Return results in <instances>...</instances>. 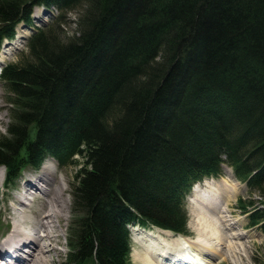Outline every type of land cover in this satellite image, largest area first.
Wrapping results in <instances>:
<instances>
[{
	"label": "trees",
	"instance_id": "1",
	"mask_svg": "<svg viewBox=\"0 0 264 264\" xmlns=\"http://www.w3.org/2000/svg\"><path fill=\"white\" fill-rule=\"evenodd\" d=\"M37 4L60 14L3 70L0 164L82 157L66 264H131L129 223L186 233L192 183L223 163L264 205V0H0V47Z\"/></svg>",
	"mask_w": 264,
	"mask_h": 264
},
{
	"label": "rangeland",
	"instance_id": "2",
	"mask_svg": "<svg viewBox=\"0 0 264 264\" xmlns=\"http://www.w3.org/2000/svg\"><path fill=\"white\" fill-rule=\"evenodd\" d=\"M82 10L83 7L78 6L76 9L67 13V23L64 26V36L66 38L79 34L78 21L80 19ZM57 13V9H53L50 13V16L48 17V15L43 12V9H37L35 12L37 16L36 19L40 25H42L43 22H46L43 21L45 18H48V20L51 21L52 16H55ZM30 30V28L20 26L17 37L12 41L6 42L0 55V58L3 60L2 65H5L9 61L17 60L18 53L25 48V36L30 34ZM0 83L4 104L1 108L4 120L0 124V137H2L3 135L7 134V127L11 121V116L10 104L8 102L10 96L9 91L7 90L6 85L2 80H0ZM76 160L77 162H74V164L70 163L66 166H61L57 160L51 159V161H49V164H53V166L57 167L56 180L54 182L56 188L54 187V189L58 191L60 190V188L62 189L60 190V192H63V196L66 201L64 204L67 203L66 209L63 210V216L56 220L57 225L60 229V234L54 241L55 249L51 251L52 253L50 257L52 258V264H64L65 255L68 248V228L72 223V220L74 218L73 212L75 211L72 194L73 183L75 182V174L77 172V169L79 168L78 163L82 162V157L80 155H77ZM39 169H37V171ZM2 171L3 173L1 174V177L5 175L4 166H2L1 172ZM225 179L228 180L231 185L236 186H234V188L236 189V191H234V194H236H233L234 197L232 196L231 200L229 201H225L226 199L224 197L222 200H214L219 204V207L217 210H211L205 203H203L202 200L203 198H206L205 196L208 197V195H210V192H222L224 190L222 183ZM16 182L18 181H15V183ZM198 184L196 185H198L199 189L197 191H191L187 199V210L189 213L188 226L192 237L186 235L185 236L194 241H197L199 239H206L213 248H217L222 254V258L220 257V259L219 256H213L217 259V264H264V234L259 226H251L249 224L248 214L243 212L242 208H240L238 205V199L240 196L245 199L255 198L257 200L256 204H258L259 197L256 194L251 195L247 185L244 182L236 179L233 169L229 165L223 166V174L221 176L207 177L205 178V180ZM2 185L3 183L0 184V190L2 188ZM10 194L7 195V199L6 196H3L2 192L0 193V230H10L13 227L14 221H18L26 227H31L33 215L31 210L35 208H38V210L40 211L44 210V202L41 203V201L38 200L39 196H37L38 198H36L34 204H30V206H26V204H22L18 200L19 203L17 204H19V206H17L18 208L16 207L17 210L22 211V209H29L27 217H22L20 215H17L13 211V206L17 205L14 203L17 201L14 197H16V194H18V190L12 189ZM199 201L201 202L199 203ZM9 207L12 208V211L8 209ZM208 221L211 222L213 227L206 229L205 223H209ZM133 226H131V230ZM37 229L38 231H40V235L45 234V232L43 230L41 231L38 226H32L31 228L33 232H35ZM152 229L158 230L159 228ZM220 234L225 235L224 240L219 241ZM173 235H167L166 237L169 239ZM11 236H13V234ZM7 242H10L9 239H7ZM25 242L28 244L27 240H25ZM42 243L49 245V240L44 238L42 240ZM27 244L20 247L21 249H23L21 251L22 253L26 249ZM138 249H141L140 243L133 241V250L131 253L132 264H142V262L136 259L134 255L135 251ZM208 255L212 256L210 254ZM24 256L26 257L25 259H27L28 254H25Z\"/></svg>",
	"mask_w": 264,
	"mask_h": 264
},
{
	"label": "bare ground",
	"instance_id": "3",
	"mask_svg": "<svg viewBox=\"0 0 264 264\" xmlns=\"http://www.w3.org/2000/svg\"><path fill=\"white\" fill-rule=\"evenodd\" d=\"M2 63L3 60L0 58V65H2ZM3 105H4L3 97L0 87V124L4 120V116L1 111ZM1 173H3V171L1 172L0 170V184L3 183L0 192L3 191V188L5 187L4 181L1 180L2 178ZM56 173H57V167L53 166V164H46L42 166L38 171L37 169L32 168L29 171L28 176L26 175L24 177L25 183L23 185L21 184V186L25 189L24 192L21 193V196L24 198V200H22L18 196L14 197L17 200L16 202H14L15 204L19 203L18 202L19 200L22 204H26V206H30V204H34V201L36 200V198H38L37 196H39L38 200H40L41 203L44 202V210L40 211L38 210V208L31 210L33 213L32 222H31L32 226H38L41 231L43 230L45 232L44 235H40L39 234L40 231H38V229L35 232H33L31 230L32 226L26 227L18 221L13 222V227L8 232L7 239H9L10 242L8 243L7 240L6 242L9 246L13 247L12 249L19 250L18 252L19 263L22 262L24 264H52V258L50 257L52 253L51 251L55 249L54 241L57 239L58 235L60 234L59 233L60 229L59 226L57 225L56 220L61 216H63V210L66 209V204H67V203L64 204L66 201L63 196V192H60V190L62 189L60 188L59 191L54 189V187L56 188L54 184L56 180ZM223 182H226V180H224ZM222 184H223V188H225L224 186L226 184L224 183ZM231 187H232L231 188L232 191L230 192L226 190L220 193L210 192V195H208V197L205 196L206 198H203L202 200L203 203H205L207 207H209L211 210H217L219 204L216 203L214 200H217L218 198L222 200L224 197L226 199L225 201L227 200L229 201L231 200V197L232 196L234 197V195L236 194V193L234 194V191H236L234 186ZM194 190L197 191L198 186H196ZM200 202L201 201H199V203ZM8 209L12 211L11 207H9ZM13 209H14L13 210L14 213H16L17 215H20L22 217L23 216L27 217L29 209H22L21 211V210H17L16 206H13ZM5 210H6V204H5ZM205 225H206V229L213 227L211 222L205 223ZM140 228L142 227L135 225L132 227L133 231L131 230V232L133 239L135 238V241L139 242L141 245V249L136 250L134 255L136 259L142 262V264H167L164 263V245H166L168 248L174 251L185 250L186 252L191 251L189 249L190 246L195 251H197V253H194V255L191 254L194 256V258L192 259L194 263L198 261H202L201 255L208 257L210 259L211 264H217V259L214 257L219 256V259L220 257L222 258L221 252H219L217 248H213L212 245L206 239H199L197 241H194L191 240L189 237H186L185 235L174 234L170 230H165L161 228H159L158 230H154L152 228H144V229H140ZM0 232H2V230H0ZM12 234L13 236H11ZM167 235L168 236L173 235V236H171L168 239L166 237ZM224 236L225 235L220 234L219 241L224 240L225 238ZM44 238L49 240V245L42 243V240ZM25 240H27L28 244L25 242ZM26 244L27 246L26 249L23 251V253L28 254L27 259H25L26 258L24 256L25 254L21 252L23 249L20 248L21 246ZM3 250H4V246H2V242H1L0 254H3ZM208 254L212 256H209Z\"/></svg>",
	"mask_w": 264,
	"mask_h": 264
}]
</instances>
